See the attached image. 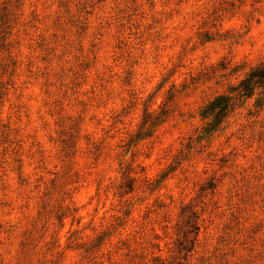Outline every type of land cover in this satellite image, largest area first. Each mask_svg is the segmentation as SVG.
<instances>
[{
  "label": "clouds",
  "instance_id": "1",
  "mask_svg": "<svg viewBox=\"0 0 264 264\" xmlns=\"http://www.w3.org/2000/svg\"><path fill=\"white\" fill-rule=\"evenodd\" d=\"M215 3L219 5L216 26L207 30L224 59L208 70L207 78L212 83L199 91L203 119L210 128L232 117L233 130L241 124L258 129L264 125V0ZM31 4L39 9L37 28L55 32L57 38L63 36L66 47L76 39L75 25L88 15L100 25L90 31L98 38L102 29L107 37L110 29L116 28L115 7H123L119 0H106L105 5H96V0H31ZM94 7L113 11L101 16L90 11ZM158 7L167 10V0H159ZM12 32L13 35L0 40L4 46L0 48V93H4L0 96V107L4 109L0 132H4V124L24 129L16 121V117L23 120L26 111L20 93L30 84L40 87L32 76L39 67L34 60L36 54L31 48L24 51L32 40L16 34L15 28ZM0 36H4L3 31ZM89 40L95 43L93 35H88L83 53L71 47L65 55H87ZM10 60L16 62L14 72ZM49 91L51 118L40 120L39 124L53 140L59 136L74 142L76 147L72 150L79 155L86 148L83 129L72 128V120L67 117L73 113L67 108L52 106L59 96L52 89ZM32 127L35 129L36 125ZM31 136L34 132L26 136L21 131L7 135L6 139L0 135V177L5 185H11L0 188V264H113L90 248L105 224L96 216L105 204V215H115L130 205L143 206L146 213L131 248L112 250L117 264H264V142L257 145L248 141L252 147L243 164L231 159L225 164L218 159L219 150L207 143L181 144L177 160L165 177L166 183L141 172L129 154L106 150L99 167L89 162L81 167L67 161L63 174L48 186L47 177L43 182L36 180L37 175H43L39 170L30 175L25 172L36 168L37 148ZM17 175L24 177L22 185L16 184ZM34 181L43 183L46 193L40 200L37 226H44L40 231L30 227L35 209L23 214L18 210L20 203L39 195L33 190ZM58 218L64 223L58 222Z\"/></svg>",
  "mask_w": 264,
  "mask_h": 264
},
{
  "label": "rangeland",
  "instance_id": "2",
  "mask_svg": "<svg viewBox=\"0 0 264 264\" xmlns=\"http://www.w3.org/2000/svg\"><path fill=\"white\" fill-rule=\"evenodd\" d=\"M105 3L106 0H96V5ZM119 3L123 7L114 9L118 18L116 28L110 29L107 37L102 29L98 38L90 31L100 25L88 15L75 25L73 36L76 39L69 47L65 46L67 41L63 36L57 38L55 32L47 33L46 29L37 28L39 9L32 6L31 0H3L0 4V31L4 33L0 40L13 35L15 28L16 34L32 40L25 45L24 51L31 48L36 54L35 64L39 66L32 76L40 87L30 84L20 93L26 111L23 120L16 117V121L22 123L24 129L4 124V132H0L5 139L21 131L26 136L34 132L31 139L37 148L36 168L25 172L30 175L31 171L39 170L43 175H37L36 180L43 182L47 177V185L51 186L68 167L67 161L72 160L74 165L81 167L85 162L99 167L106 150H116L129 154L133 164L147 176L166 183L165 177L177 160L180 145L189 141L207 143L210 148L218 149V159L225 164L230 159L243 164L245 154L252 147L248 141L257 145L264 142V125L253 129L241 124L233 130L235 121L227 117L226 121L210 128L201 117L203 106L198 103L199 91L212 83L207 78L208 70L224 59L222 50L207 30L209 26H216L219 5L215 0H204V3L201 0H167V10L161 11L159 0H119ZM90 11L103 16L113 10L94 7ZM256 23L259 25V20ZM88 35H93L95 43L87 42V55L71 58L65 55L71 47L83 53V42ZM9 64L14 72L16 62L10 60ZM31 66L30 61L29 69ZM49 89L59 96L58 101H52V106L61 110L67 108L73 113L67 117L72 120V128L75 131L83 129L86 148L79 155L72 150L76 147L74 142L59 136L53 140L39 124L40 120L51 118L48 100L52 92ZM3 112L0 107V117ZM15 179L17 185L24 183L23 176L17 175ZM10 186L0 177V188ZM32 187L39 195L20 203L18 210L23 214L35 209L32 212L34 223L30 227L40 231L44 226L37 224L41 215L40 200L46 195L45 186L34 181ZM107 207L105 204L96 212L97 218L105 224L90 248L117 264L116 253L112 250L121 252L131 248L144 225L146 213L143 206L130 205L115 215H105ZM58 222L64 223L59 218Z\"/></svg>",
  "mask_w": 264,
  "mask_h": 264
},
{
  "label": "trees",
  "instance_id": "3",
  "mask_svg": "<svg viewBox=\"0 0 264 264\" xmlns=\"http://www.w3.org/2000/svg\"><path fill=\"white\" fill-rule=\"evenodd\" d=\"M203 111H204V110H202V112H201V117H202V118H203Z\"/></svg>",
  "mask_w": 264,
  "mask_h": 264
}]
</instances>
